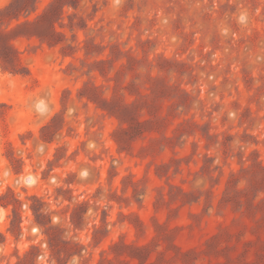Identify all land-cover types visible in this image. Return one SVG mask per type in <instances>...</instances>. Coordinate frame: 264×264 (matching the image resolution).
I'll return each instance as SVG.
<instances>
[{
	"label": "rangeland",
	"instance_id": "1",
	"mask_svg": "<svg viewBox=\"0 0 264 264\" xmlns=\"http://www.w3.org/2000/svg\"><path fill=\"white\" fill-rule=\"evenodd\" d=\"M0 264H264V0H0Z\"/></svg>",
	"mask_w": 264,
	"mask_h": 264
}]
</instances>
